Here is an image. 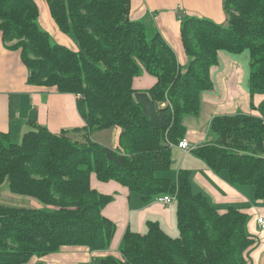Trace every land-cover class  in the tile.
I'll use <instances>...</instances> for the list:
<instances>
[{
    "label": "trees",
    "instance_id": "1",
    "mask_svg": "<svg viewBox=\"0 0 264 264\" xmlns=\"http://www.w3.org/2000/svg\"><path fill=\"white\" fill-rule=\"evenodd\" d=\"M48 2L78 49L40 25L36 0H0L3 40L20 50L29 83L77 95L85 125L60 132L37 125L19 142L0 131V186L7 182L12 192L45 205L0 204V264L24 263L64 245L109 248L117 226L102 211L112 195L92 186L93 173L128 186L144 201L174 194L178 226L176 236L156 221L145 232L129 228L122 256H101L95 264H247L253 244L247 213L237 205L222 209L195 191L189 169L180 168L175 179L168 172L172 146L185 135L183 117L200 111L220 52L247 51L250 92L264 91V0H224L226 23L184 14L185 65L154 24L131 16L132 0ZM143 70L156 82L136 88L134 78ZM113 126L121 129L115 147L91 138ZM210 128L215 139L194 154L214 171L226 170L232 184L254 186L256 198L264 199V116L217 115Z\"/></svg>",
    "mask_w": 264,
    "mask_h": 264
},
{
    "label": "crops",
    "instance_id": "2",
    "mask_svg": "<svg viewBox=\"0 0 264 264\" xmlns=\"http://www.w3.org/2000/svg\"><path fill=\"white\" fill-rule=\"evenodd\" d=\"M36 2L40 25L56 41L78 49L75 39L60 30L48 0ZM130 13L135 19H145L154 24L173 47L181 65H185L189 59L180 29L184 14L205 16L219 23L227 22L224 0H132ZM249 65L247 51L220 52L218 62L210 69L213 88L202 93L200 111L183 117L186 126L184 137L189 140L192 149L185 150L174 144L172 158L175 154V161L172 160V167H175L177 174L180 168L189 169L194 190L203 192L214 205L222 209L237 205L247 213L246 230L253 240L247 249V264H264V230L257 222L258 216H264V199L256 198L254 186L232 184L226 170L216 172L194 154L196 147L215 139L210 128L215 116L239 112L264 116V91L250 92ZM27 77L28 68L20 50L9 47L0 30V131L7 133L12 141H21L24 133L37 125H44L53 132L85 125L75 93L61 92L55 85L32 84ZM155 82L156 77L146 73L136 76L133 85L136 88H149ZM113 128L117 136L111 146L115 147L121 129L119 126ZM181 156L183 158L179 162ZM170 170L169 176L175 179L177 175ZM91 184L99 192L112 195L102 211L117 226L110 247L91 250L86 245H64L56 251L41 254L46 264H95L94 260L101 256L112 254L121 257L119 246L126 230L130 228L145 232L149 221L158 222L169 234L178 232L176 200L164 203L153 197L144 201L137 191L114 179L102 181L95 173L91 176ZM34 207L42 206L38 204ZM31 257L20 264L36 263V258L31 260Z\"/></svg>",
    "mask_w": 264,
    "mask_h": 264
},
{
    "label": "rangeland",
    "instance_id": "3",
    "mask_svg": "<svg viewBox=\"0 0 264 264\" xmlns=\"http://www.w3.org/2000/svg\"><path fill=\"white\" fill-rule=\"evenodd\" d=\"M148 24H152V23L148 22ZM146 73L149 75H152L148 71L143 70L139 74V76H144ZM116 136H117V134L115 132V128H113V127L96 130L91 134V138L93 140L99 141L101 143H104V144H107L110 146L116 140ZM174 158H175V154L173 155V159ZM182 158H183V156H181V158L179 159V162H181ZM174 161H175V159H174ZM171 172L175 173V176L177 175V171L175 170V167H172ZM171 172H170V175H171ZM32 200H34L37 203L35 204ZM0 204H7V205H14V206H31V207H34V206H37L38 204H40L41 206H45L44 203L40 202L37 198H35L33 196L22 195V194L12 192L8 188L7 182H4L0 186ZM177 234H178V232H176V234H171V235L175 236ZM32 258H36L37 262H44L45 263V260L42 258V255L34 254L31 257V260H32Z\"/></svg>",
    "mask_w": 264,
    "mask_h": 264
},
{
    "label": "built area",
    "instance_id": "4",
    "mask_svg": "<svg viewBox=\"0 0 264 264\" xmlns=\"http://www.w3.org/2000/svg\"><path fill=\"white\" fill-rule=\"evenodd\" d=\"M177 145L180 146L181 148L185 149V150L192 149L191 143L185 137L180 139L178 141ZM155 200L160 201V202H164V203H171V202L176 200V196L174 194H171V193H164V194L157 195L155 197ZM257 222H258L259 227L264 230V216H261V215L258 216Z\"/></svg>",
    "mask_w": 264,
    "mask_h": 264
}]
</instances>
